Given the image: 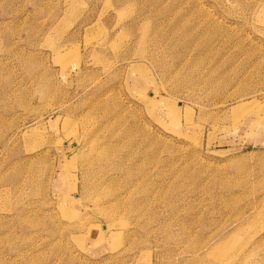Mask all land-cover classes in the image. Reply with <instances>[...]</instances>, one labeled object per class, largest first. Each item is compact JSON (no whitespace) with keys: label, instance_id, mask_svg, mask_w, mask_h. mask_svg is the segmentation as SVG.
<instances>
[{"label":"rangeland","instance_id":"374dc122","mask_svg":"<svg viewBox=\"0 0 264 264\" xmlns=\"http://www.w3.org/2000/svg\"><path fill=\"white\" fill-rule=\"evenodd\" d=\"M260 134L264 0H0V264H264Z\"/></svg>","mask_w":264,"mask_h":264},{"label":"crops","instance_id":"0c3cea01","mask_svg":"<svg viewBox=\"0 0 264 264\" xmlns=\"http://www.w3.org/2000/svg\"><path fill=\"white\" fill-rule=\"evenodd\" d=\"M254 137H258L259 139H258V142H260L261 144H264L263 142V139H261V137H263V135L262 134H260V135H258V136H254ZM253 137V138H254ZM262 140V141H261Z\"/></svg>","mask_w":264,"mask_h":264}]
</instances>
